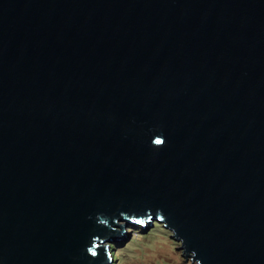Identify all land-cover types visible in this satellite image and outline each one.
<instances>
[{
	"label": "water",
	"instance_id": "95a60500",
	"mask_svg": "<svg viewBox=\"0 0 264 264\" xmlns=\"http://www.w3.org/2000/svg\"><path fill=\"white\" fill-rule=\"evenodd\" d=\"M144 218L264 264V0H0V264H108Z\"/></svg>",
	"mask_w": 264,
	"mask_h": 264
},
{
	"label": "rangeland",
	"instance_id": "374dc122",
	"mask_svg": "<svg viewBox=\"0 0 264 264\" xmlns=\"http://www.w3.org/2000/svg\"><path fill=\"white\" fill-rule=\"evenodd\" d=\"M144 218L140 223H125L121 237L107 240L105 245L108 253V264H187L180 243L171 236L172 232L165 228L159 219ZM155 223L158 227L155 228ZM117 259H113V253Z\"/></svg>",
	"mask_w": 264,
	"mask_h": 264
},
{
	"label": "trees",
	"instance_id": "16d2710c",
	"mask_svg": "<svg viewBox=\"0 0 264 264\" xmlns=\"http://www.w3.org/2000/svg\"><path fill=\"white\" fill-rule=\"evenodd\" d=\"M154 226H155V228H156V227H158V225H157L156 223H155V225H154ZM116 254H117L116 252L112 254V255L114 256V257H113V259H114V260H116V259H117V255H116Z\"/></svg>",
	"mask_w": 264,
	"mask_h": 264
},
{
	"label": "snow or ice",
	"instance_id": "6c2138e0",
	"mask_svg": "<svg viewBox=\"0 0 264 264\" xmlns=\"http://www.w3.org/2000/svg\"><path fill=\"white\" fill-rule=\"evenodd\" d=\"M90 251H91V249H90Z\"/></svg>",
	"mask_w": 264,
	"mask_h": 264
}]
</instances>
